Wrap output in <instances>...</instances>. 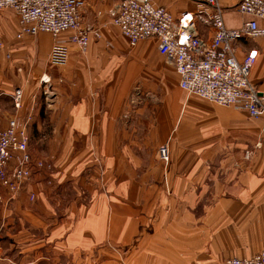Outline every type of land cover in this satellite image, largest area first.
Masks as SVG:
<instances>
[{"label":"crops","instance_id":"crops-1","mask_svg":"<svg viewBox=\"0 0 264 264\" xmlns=\"http://www.w3.org/2000/svg\"><path fill=\"white\" fill-rule=\"evenodd\" d=\"M152 1L176 18L195 9L194 0ZM239 1L218 0L227 28L248 20ZM8 12L0 13V133L14 117L30 118L29 151L43 164L17 194L0 186V217L18 220L26 264H224L264 250V118L189 95L157 39L132 48L98 11L99 20L83 14L84 27L102 35L85 50L69 34L17 39L18 17ZM56 45L67 48L62 63L52 59ZM234 46L240 62L258 51L250 79L264 93V37ZM167 69L174 76L164 78ZM214 163L224 196L208 197L207 185L196 194Z\"/></svg>","mask_w":264,"mask_h":264},{"label":"built area","instance_id":"built-area-1","mask_svg":"<svg viewBox=\"0 0 264 264\" xmlns=\"http://www.w3.org/2000/svg\"><path fill=\"white\" fill-rule=\"evenodd\" d=\"M115 1L110 11L113 25L132 48L147 39H157L158 51L176 71L181 89L216 105L245 111L251 118H264V93L250 79L258 51L251 50L240 62L234 46L244 38L264 37L260 25L264 21V0L239 1L237 10L248 20L236 29L227 28L218 0H194V11L183 12L178 18L152 0ZM85 8V0H0V11L11 10L18 17L17 39L41 33L69 34V41L82 50L90 39L102 36L97 28L83 27ZM200 24L213 30L211 39L200 35ZM67 52L66 47L56 45L52 59L62 63ZM40 82L48 85L50 78L42 76ZM23 96L21 89L14 92L13 103L18 111L23 108ZM31 122L30 118L16 116L0 133V184L12 195L22 189L37 167L29 154ZM159 156L165 163L170 161L167 144L160 147ZM13 161L17 164L11 168ZM224 264H264V251L248 258H230Z\"/></svg>","mask_w":264,"mask_h":264},{"label":"rangeland","instance_id":"rangeland-1","mask_svg":"<svg viewBox=\"0 0 264 264\" xmlns=\"http://www.w3.org/2000/svg\"><path fill=\"white\" fill-rule=\"evenodd\" d=\"M85 1H86V8L83 12L85 20L90 19V18H93V20H95V19L99 20V18H98L99 12L102 13L101 17L111 19L110 11H111L112 7L114 6V4L116 3L115 0H110V1L85 0ZM97 11H98V13H97L98 17L96 16ZM85 12H86V14H85ZM0 13L9 15L10 12H8V10H2V11H0ZM85 25L86 24L83 22V27ZM86 27H88V26L86 25ZM95 28L99 29L100 33H101V28H99V27H95ZM0 44L3 45L2 43H0ZM165 76L166 77L174 76L173 70L172 69L165 70L164 71V78H165ZM147 95L151 96V97H153V96L159 97L160 94L157 92L155 93L153 91H151V92L149 91V92H147ZM28 143H29V139H28ZM164 145H166V144H164ZM29 154L31 156L33 166L39 167L38 165L42 164V163L37 162V161L34 163L30 151H29ZM170 156H171V153H170ZM245 157L247 158V160H249L250 153L247 152L245 154ZM15 162L17 164V161H15ZM14 167L15 166H12V164H11V168H14ZM219 169L220 168L217 166V163H214L210 166L209 171H207V170L204 171V174L207 175V179H206L205 183H202V181H200V183H197L198 181H196V194L202 190V187L204 185L205 186L207 185L208 189H209L208 197H223L224 196V193L226 191L224 188L221 191V188H220V183H222V181L224 180L223 179L224 178V171L222 172ZM201 173H203V171H201ZM196 179H198L197 173H196ZM0 186H1V184H0ZM13 195H15V194H13ZM31 198H34V197H31ZM17 221L18 220L16 219V217L13 213L12 214L7 213L5 217H2V218L0 217V264H26V262L28 260L26 257L18 255L19 250L17 247V242L13 236L14 232L16 231L15 224L17 223ZM263 251L264 250H262L261 252H263ZM261 252H259V253H261ZM259 253H257V254H259ZM40 264H42V263H40Z\"/></svg>","mask_w":264,"mask_h":264}]
</instances>
